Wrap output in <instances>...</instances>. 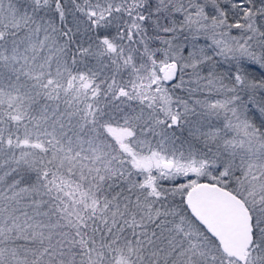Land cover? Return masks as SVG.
<instances>
[{"label": "snow or ice", "instance_id": "6c2138e0", "mask_svg": "<svg viewBox=\"0 0 264 264\" xmlns=\"http://www.w3.org/2000/svg\"><path fill=\"white\" fill-rule=\"evenodd\" d=\"M0 264H264V0H0Z\"/></svg>", "mask_w": 264, "mask_h": 264}]
</instances>
